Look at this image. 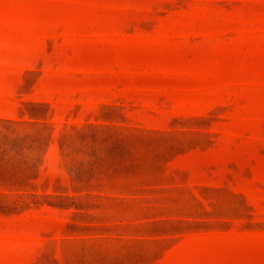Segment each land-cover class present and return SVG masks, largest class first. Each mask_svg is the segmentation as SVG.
Listing matches in <instances>:
<instances>
[{"label": "rangeland", "instance_id": "1", "mask_svg": "<svg viewBox=\"0 0 264 264\" xmlns=\"http://www.w3.org/2000/svg\"><path fill=\"white\" fill-rule=\"evenodd\" d=\"M0 264H264V0H0Z\"/></svg>", "mask_w": 264, "mask_h": 264}]
</instances>
